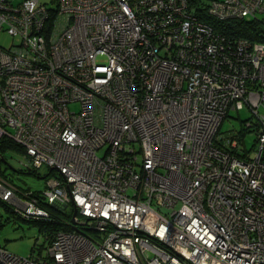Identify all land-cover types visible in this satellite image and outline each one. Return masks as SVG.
Returning <instances> with one entry per match:
<instances>
[{"label": "built area", "instance_id": "2783aa9c", "mask_svg": "<svg viewBox=\"0 0 264 264\" xmlns=\"http://www.w3.org/2000/svg\"><path fill=\"white\" fill-rule=\"evenodd\" d=\"M49 3L0 0L18 39L0 47V139L62 180L20 194L0 178V201L71 214L27 257L0 244V264H264V0ZM244 107L253 120L220 133Z\"/></svg>", "mask_w": 264, "mask_h": 264}, {"label": "rangeland", "instance_id": "374dc122", "mask_svg": "<svg viewBox=\"0 0 264 264\" xmlns=\"http://www.w3.org/2000/svg\"><path fill=\"white\" fill-rule=\"evenodd\" d=\"M13 4L23 0H9ZM50 5V0H41ZM18 39L8 36L5 32L0 33V47L8 48L17 44ZM246 120H253L249 110L244 107L241 110L229 111L220 126L219 132L227 134L230 131L239 132ZM256 134L251 131L245 135L243 144L247 150L251 149L253 155V145ZM24 152L20 148L4 149L0 152V178L4 179L17 193L40 192L46 185L48 178H58L62 180L61 174L53 168L43 166L33 172L25 170L18 165L16 158L22 157ZM59 220L65 219L71 214L70 207L65 213L53 209ZM49 222H39L26 220L22 216L13 212V207L0 201V244L10 253L21 257H27L34 246H45V236L49 232Z\"/></svg>", "mask_w": 264, "mask_h": 264}, {"label": "trees", "instance_id": "16d2710c", "mask_svg": "<svg viewBox=\"0 0 264 264\" xmlns=\"http://www.w3.org/2000/svg\"><path fill=\"white\" fill-rule=\"evenodd\" d=\"M216 29L223 30L225 33H228L229 35H234V36H241V37H246L250 39L251 41H259L255 35V29L257 28V24L253 23V21H232L231 23H223V24H218L215 21L213 22L210 21L209 23ZM9 148H19L17 145H15L13 142H11L8 139H0V152L4 149H9ZM35 173L34 171H31ZM6 204V203H5ZM52 211V216L53 218L48 221L51 226H49V232L48 233H53L56 231L64 230V225L62 224L61 221L58 220L57 214L53 209Z\"/></svg>", "mask_w": 264, "mask_h": 264}, {"label": "water", "instance_id": "95a60500", "mask_svg": "<svg viewBox=\"0 0 264 264\" xmlns=\"http://www.w3.org/2000/svg\"><path fill=\"white\" fill-rule=\"evenodd\" d=\"M51 170H53V168H51L50 171H51ZM67 190L69 191L68 187H67ZM74 216H75V211H74L73 214H72V220H71L72 222L74 221Z\"/></svg>", "mask_w": 264, "mask_h": 264}, {"label": "bare ground", "instance_id": "6f19581e", "mask_svg": "<svg viewBox=\"0 0 264 264\" xmlns=\"http://www.w3.org/2000/svg\"><path fill=\"white\" fill-rule=\"evenodd\" d=\"M246 39H248V38H246ZM248 40H250V39H248Z\"/></svg>", "mask_w": 264, "mask_h": 264}]
</instances>
